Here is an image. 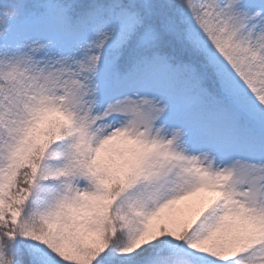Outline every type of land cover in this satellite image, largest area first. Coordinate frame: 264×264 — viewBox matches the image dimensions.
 I'll use <instances>...</instances> for the list:
<instances>
[{"label":"snow or ice","instance_id":"1","mask_svg":"<svg viewBox=\"0 0 264 264\" xmlns=\"http://www.w3.org/2000/svg\"><path fill=\"white\" fill-rule=\"evenodd\" d=\"M0 264H264V0H0Z\"/></svg>","mask_w":264,"mask_h":264}]
</instances>
